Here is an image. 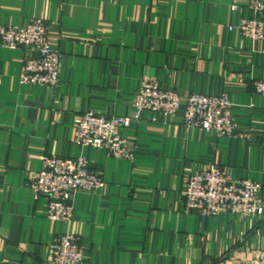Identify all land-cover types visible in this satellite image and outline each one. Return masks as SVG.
Instances as JSON below:
<instances>
[{
    "label": "crops",
    "instance_id": "crops-1",
    "mask_svg": "<svg viewBox=\"0 0 264 264\" xmlns=\"http://www.w3.org/2000/svg\"><path fill=\"white\" fill-rule=\"evenodd\" d=\"M247 0H0V24L43 19L60 52L55 85L23 83L24 48L0 46V264H46L67 231L85 248L80 264H240L264 258V214L185 211L188 176L209 163L262 185L264 148L145 110L124 128L133 160L77 142L88 109L129 115L146 78L181 96L228 93L243 130L264 132V38L237 28ZM84 156L106 184L74 194L73 220L47 214L29 185L46 155Z\"/></svg>",
    "mask_w": 264,
    "mask_h": 264
},
{
    "label": "built area",
    "instance_id": "built-area-1",
    "mask_svg": "<svg viewBox=\"0 0 264 264\" xmlns=\"http://www.w3.org/2000/svg\"><path fill=\"white\" fill-rule=\"evenodd\" d=\"M238 0H233L237 2ZM253 12L242 18L237 28L243 36L264 38V0H247ZM0 46L24 48L26 57L19 75L23 83L55 85L60 77V52L53 46L49 27L43 19L26 25L0 24ZM255 91L264 94V80H255ZM185 101L184 121L187 126L213 131L223 136L251 138L257 134L264 148V132L255 133L240 128L231 113L230 95L192 92L181 96L154 79L142 81L136 93L134 110L129 115H108L88 109L75 116L77 142L105 149L110 155L133 160L135 150L123 133L131 122L141 120L142 112L154 110L173 115ZM106 184L102 174L90 166L84 156L46 155L40 170L34 172L29 185L36 196L47 198V214L57 220L72 221L74 194L78 190H98ZM185 211L201 216L232 212L238 216L264 214L262 185L252 178H235L230 170L218 163H209L188 176L183 189ZM85 248L74 231L59 234L52 245L51 259L46 264H80ZM240 264H264V258L243 260Z\"/></svg>",
    "mask_w": 264,
    "mask_h": 264
}]
</instances>
